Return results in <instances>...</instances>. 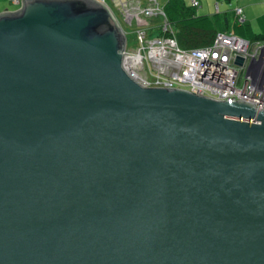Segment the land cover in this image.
<instances>
[{
  "label": "water",
  "instance_id": "95a60500",
  "mask_svg": "<svg viewBox=\"0 0 264 264\" xmlns=\"http://www.w3.org/2000/svg\"><path fill=\"white\" fill-rule=\"evenodd\" d=\"M125 47L97 0L0 14V264H264V111L144 87Z\"/></svg>",
  "mask_w": 264,
  "mask_h": 264
},
{
  "label": "built area",
  "instance_id": "2783aa9c",
  "mask_svg": "<svg viewBox=\"0 0 264 264\" xmlns=\"http://www.w3.org/2000/svg\"><path fill=\"white\" fill-rule=\"evenodd\" d=\"M11 1L20 9L24 5V0ZM97 1L109 7L107 0ZM118 1L126 24L132 26L136 22L139 27H145L136 32L139 48L130 51L127 30L118 19L126 35L124 68L139 84L186 90L221 102L248 103L258 111H264V77L260 70L264 44L252 45L248 40L228 33H219L212 45L200 49L181 48L170 35L149 39L148 20L159 10L153 6L142 8L131 1ZM239 56L246 58L244 67L236 65ZM249 58L254 61L251 69L248 68ZM241 73L245 74L242 87L239 85Z\"/></svg>",
  "mask_w": 264,
  "mask_h": 264
},
{
  "label": "trees",
  "instance_id": "16d2710c",
  "mask_svg": "<svg viewBox=\"0 0 264 264\" xmlns=\"http://www.w3.org/2000/svg\"><path fill=\"white\" fill-rule=\"evenodd\" d=\"M128 1L133 2V0ZM118 4L120 5V1ZM151 6L154 7L155 4ZM118 7L120 11V6ZM200 8L199 0H192L191 3L185 1L177 3L176 0H169L164 9L152 17L163 15L165 25L161 27L160 36L170 35L184 49H200L212 45L219 33L236 34L252 45L264 44V34L253 31L243 9L239 8L242 10L240 14L237 13L239 9L234 6L223 11L217 10L214 14H205L204 11L200 13ZM151 27L148 21L147 29L150 30Z\"/></svg>",
  "mask_w": 264,
  "mask_h": 264
},
{
  "label": "rangeland",
  "instance_id": "374dc122",
  "mask_svg": "<svg viewBox=\"0 0 264 264\" xmlns=\"http://www.w3.org/2000/svg\"><path fill=\"white\" fill-rule=\"evenodd\" d=\"M128 0H123V2H127ZM169 0H133V3L140 4L142 8H149L152 4H155L154 8L158 9L159 11L163 10L166 4L168 3ZM185 1L187 3H191L192 0H176V2H182ZM201 2V8H200V13L205 14H214L217 12V9H221V11L226 10L227 8L231 7V2L233 4H237L236 0H199ZM256 1H263V0H240V3H250V2H256ZM109 8H111L116 16L120 19V21L125 24V20L123 16L120 14L119 7H118V1L113 2L112 0H109ZM260 7H263V5H260ZM16 7L10 4V8L8 9H15ZM150 25L152 26L151 29L148 32V37L149 39H156L158 36L161 34V27L165 25V17L163 15H160L158 17H151L149 19ZM131 23L125 24V27L127 28V33H128V50L130 51H136L139 48V39L138 36L136 35V32H138L141 29H145L144 26H138L136 22L133 23L132 26H130ZM142 25V24H141ZM147 29V28H146ZM250 50V49H249ZM253 50V47L252 49ZM240 57V56H239ZM237 57V58H239ZM246 60L245 57H242ZM254 61L249 58L248 59V64L253 63ZM249 64V66H250ZM248 66V68H249ZM244 78L245 74L241 73V80H240V87L243 86L244 84Z\"/></svg>",
  "mask_w": 264,
  "mask_h": 264
},
{
  "label": "crops",
  "instance_id": "0c3cea01",
  "mask_svg": "<svg viewBox=\"0 0 264 264\" xmlns=\"http://www.w3.org/2000/svg\"><path fill=\"white\" fill-rule=\"evenodd\" d=\"M230 1V0H229ZM231 2V1H230ZM237 4L230 3L231 6L237 9H243L247 22L251 25L253 31L258 34H264V0L248 3H240V0H236ZM10 4L15 6V9L10 8ZM263 5V7H260ZM20 9V6L12 3L11 0H0V14L4 12H16ZM218 10V9H217ZM220 10V8H219ZM149 21V20H148Z\"/></svg>",
  "mask_w": 264,
  "mask_h": 264
},
{
  "label": "flooded vegetation",
  "instance_id": "af4514ba",
  "mask_svg": "<svg viewBox=\"0 0 264 264\" xmlns=\"http://www.w3.org/2000/svg\"><path fill=\"white\" fill-rule=\"evenodd\" d=\"M109 3V2H108ZM121 14V13H120ZM123 24V23H122ZM125 24H126V22H125ZM125 24H123V26L125 27ZM127 25V24H126Z\"/></svg>",
  "mask_w": 264,
  "mask_h": 264
},
{
  "label": "clouds",
  "instance_id": "9594fccd",
  "mask_svg": "<svg viewBox=\"0 0 264 264\" xmlns=\"http://www.w3.org/2000/svg\"><path fill=\"white\" fill-rule=\"evenodd\" d=\"M114 12V11H113ZM114 14H115V12H114ZM116 15V14H115ZM118 18V17H117ZM119 19V18H118Z\"/></svg>",
  "mask_w": 264,
  "mask_h": 264
}]
</instances>
